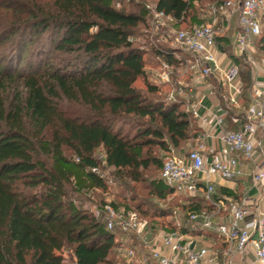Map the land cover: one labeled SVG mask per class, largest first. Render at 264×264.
Returning a JSON list of instances; mask_svg holds the SVG:
<instances>
[{
  "label": "trees",
  "instance_id": "trees-1",
  "mask_svg": "<svg viewBox=\"0 0 264 264\" xmlns=\"http://www.w3.org/2000/svg\"><path fill=\"white\" fill-rule=\"evenodd\" d=\"M145 1L0 0V264H65V250L73 253L75 264H126L117 259L118 232L78 207L66 183L95 196L108 188V169L121 181L142 183L153 168L161 173L174 152H186L200 134L182 104L167 103L162 87L148 79L163 62L177 70L181 61L175 49L148 36ZM152 1L177 28L208 21L197 11L202 0ZM260 21L255 46L263 59L264 12ZM141 28L148 36L145 47L135 44L145 34ZM223 40L221 50L232 56L229 37ZM145 55L155 63L151 71ZM240 76L247 107L253 79L244 61ZM140 77L144 89L135 85ZM154 147L165 155L155 154ZM99 148L106 165L96 156ZM67 150L79 162L68 159ZM38 153L51 157V168ZM142 188L148 193L141 199L111 202L148 220L150 236L173 230L210 233L184 224L191 213L210 212L198 194L175 208L163 207L154 198L166 201L174 189L160 175ZM212 200L220 201L213 195Z\"/></svg>",
  "mask_w": 264,
  "mask_h": 264
},
{
  "label": "built area",
  "instance_id": "built-area-1",
  "mask_svg": "<svg viewBox=\"0 0 264 264\" xmlns=\"http://www.w3.org/2000/svg\"><path fill=\"white\" fill-rule=\"evenodd\" d=\"M119 6V5H118ZM149 12L148 36L176 50L181 61L175 70L163 62L155 73L162 89H167L165 101L179 102L183 110L193 116L201 132L186 152H174L162 166L160 176L174 189L175 195L195 196L199 184L203 186L205 199L216 207L217 212L227 210L229 220L215 223L214 214L207 210L191 213L184 224H199L200 228L217 234L226 245L223 264H231L234 255L254 256V264H264V209L250 216L246 198L236 201L215 202L213 177L236 181L245 176L256 183H264V170L257 162L264 154V59L256 57V39L261 35V13L264 0H223L208 6L207 22L190 29L177 28L174 18L159 10L156 3L146 2ZM236 24L233 38H229L232 56L225 53L227 61L221 60L223 51L219 39ZM252 70L251 102L243 105V85L240 62ZM207 84L215 97L213 105L204 108L196 90ZM230 117L239 128L226 125ZM218 131V132H217ZM220 143H206L214 133ZM79 158L76 161L79 162ZM106 165L105 156H101ZM249 166V169L247 168ZM247 168V169H246ZM92 171L104 177L98 167ZM93 197V193L89 194ZM93 213L103 219L106 229L134 238L146 249L147 254L137 259V264H216L217 252L196 242L177 230L158 232L150 236L149 222L138 213L125 207H115L111 201L96 205ZM122 242V241H121ZM137 248L126 249L125 257L133 261Z\"/></svg>",
  "mask_w": 264,
  "mask_h": 264
},
{
  "label": "rangeland",
  "instance_id": "rangeland-1",
  "mask_svg": "<svg viewBox=\"0 0 264 264\" xmlns=\"http://www.w3.org/2000/svg\"><path fill=\"white\" fill-rule=\"evenodd\" d=\"M142 1L144 2L145 0H134V2H140L142 3ZM203 3L201 2L199 5H201L202 7H200L197 11L200 12L201 16L203 17H207L209 19V14H208V10H207V6L202 5L205 3L206 0H202ZM126 2H128V0H126ZM145 2H152V0H146ZM198 5V6H199ZM128 7H131V4L128 3ZM264 12V11H262ZM262 14V13H261ZM206 18V19H207ZM264 27V26H263ZM142 29V30H141ZM140 31L145 32V34L140 35L135 44L137 46L140 47H145L143 45L145 39H147L146 37H148L146 35V30L144 28H141ZM144 29V30H143ZM224 36H222L220 38V41L223 42V39H228L229 38H233V34H234V29L231 28V30L224 32L223 33ZM149 40V39H148ZM230 49V48H229ZM231 54L233 53V50L230 49L229 51ZM145 61H146V69L147 71H149L150 69H152L155 65L154 61L151 60V56L150 55H145ZM257 57V56H256ZM258 60H261L260 57H257ZM264 59V58H263ZM159 70V67L154 68L153 71H151V73H154V75L150 74L149 78L150 81H155L156 83H158V80L155 78V73ZM137 87L144 89L145 85H144V80L143 78H139L136 81L135 84ZM166 91L167 89H162V93H163V97L165 99L166 95ZM197 94L199 95V90H196ZM126 129H132L131 126H126ZM126 130V131H127ZM190 145L185 147V150H189ZM154 151L155 154H157L158 156H164L165 153L162 151H159L157 147H154ZM104 154L102 148H99L96 152V156L101 160V156ZM65 155L68 159L75 161L76 154L73 153L72 151H65ZM38 157L39 159L45 161V163L47 164L48 168H51L52 164H53V160L51 159L50 156L43 154V153H38ZM105 177H107V179H109V185L106 191H97L96 195L93 197H89L87 196L85 193L83 192H78L77 190L74 189V186L71 182H67L66 183V190L69 192V196L70 199L74 201V203L85 210L93 211L95 206L98 205L99 202L101 201H119V202H128L129 199L134 201L132 198L136 197L137 199H141L143 197V195L145 193H148V190L143 189L142 187H147V185L149 184L151 179L154 178H158L160 175V170L159 169H155L153 168V171L151 172V174H147L145 175V181H143L142 183H133L127 180V182L125 180H119L117 175H115V173H112V170L108 169L106 171H104ZM186 197L182 196V195H175L172 198L167 199L166 201L163 202H159L156 198H154V203L158 206H167V207H173L175 208V205H181L182 203H185L186 201ZM137 201V200H135ZM188 227H192V231L195 229V227L198 228V225L194 224L193 226H188ZM203 234H207L206 240H215L216 238L214 236H212V234L210 233H206L204 231H202ZM116 241L117 243H119L118 248L116 249L117 251V259H119L120 261H124L126 264L130 263V264H137V259L139 260V258L143 255L147 254L146 249H144V247L138 243V241L134 238H127L123 235H121L120 233L116 234ZM122 241V242H121ZM205 242V241H204ZM130 247H136L137 251H136V259L133 261H129L128 259L125 257L126 255V249L130 248ZM63 255L65 257V264H75L74 261V256L73 253L70 250H65L63 252Z\"/></svg>",
  "mask_w": 264,
  "mask_h": 264
},
{
  "label": "crops",
  "instance_id": "crops-1",
  "mask_svg": "<svg viewBox=\"0 0 264 264\" xmlns=\"http://www.w3.org/2000/svg\"><path fill=\"white\" fill-rule=\"evenodd\" d=\"M231 27L235 30L236 24L233 23ZM225 53L226 52H223L221 55V60L223 62L227 61ZM262 81H264V77H262ZM197 90H199L198 96L202 99L204 108L211 107L213 105L215 97L210 94V90L208 89L207 84L199 85ZM234 124L235 123L230 117L226 119V125L228 127H231L233 129L239 128V124ZM217 132L214 133V137L212 139H207L205 142L215 143V146L218 147L220 141L217 138ZM257 162L264 170V154L258 155ZM247 168L249 169V166ZM213 181L215 188L213 197L215 200L220 199V201H227L228 198H233L236 201H240L243 198H246L249 202V217L258 215V213L264 209V183L256 184L249 176L242 177L240 179H237L236 181H226L216 176L213 177ZM182 196L186 197L189 195L184 194ZM198 196L199 198H201V203L205 206H208V210H210V212L214 214L215 223L226 222L229 220V212L227 210L224 209L221 212H217L216 207L213 208V205L205 199L203 186L201 184H199ZM196 225H198V228L201 229L199 224ZM186 236L193 239L198 246H207L217 252L219 261L216 264H223V254L225 252L226 245L222 241V239H219V241H215L211 239L206 240L205 236ZM231 264H254L253 253L250 252L245 255H234Z\"/></svg>",
  "mask_w": 264,
  "mask_h": 264
}]
</instances>
